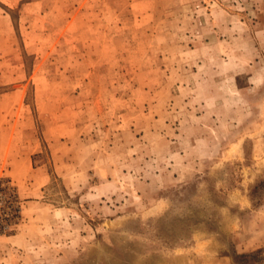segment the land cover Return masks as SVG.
Wrapping results in <instances>:
<instances>
[{"label": "rangeland", "instance_id": "obj_1", "mask_svg": "<svg viewBox=\"0 0 264 264\" xmlns=\"http://www.w3.org/2000/svg\"><path fill=\"white\" fill-rule=\"evenodd\" d=\"M0 264H264V0H0Z\"/></svg>", "mask_w": 264, "mask_h": 264}, {"label": "trees", "instance_id": "obj_2", "mask_svg": "<svg viewBox=\"0 0 264 264\" xmlns=\"http://www.w3.org/2000/svg\"><path fill=\"white\" fill-rule=\"evenodd\" d=\"M251 253V252H250ZM250 253H248V254H250ZM247 254V253H246ZM253 254V253H252Z\"/></svg>", "mask_w": 264, "mask_h": 264}]
</instances>
